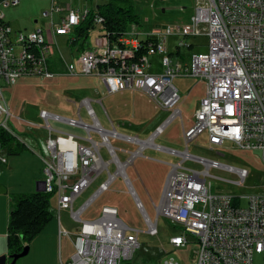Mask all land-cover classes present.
I'll return each instance as SVG.
<instances>
[{
  "label": "built area",
  "instance_id": "2783aa9c",
  "mask_svg": "<svg viewBox=\"0 0 264 264\" xmlns=\"http://www.w3.org/2000/svg\"><path fill=\"white\" fill-rule=\"evenodd\" d=\"M20 1L0 0V8L16 6ZM58 1L49 0V9L41 13L50 21L49 35L41 28L13 30L0 12V129L15 135L8 123L12 119L28 127L35 126L15 117L3 96L4 88L15 85L21 77L94 76L108 94L137 92L147 97L155 108L169 110L170 115L152 134L179 118L185 144L182 150L154 144L155 149L178 156L179 160L170 164L160 201L154 205L157 216L152 220L125 172L132 159L149 147L144 144L140 148L138 143L146 139L119 133L115 127L104 128L88 98L82 99L80 105L91 122L84 121L80 115L73 118L41 110L39 117L46 131L45 154L40 156L43 187L55 199L59 235L67 236L74 248L70 259L61 264H127L140 247L139 230L124 222L114 205L101 206L95 218H83L117 176L127 184L149 235L158 234V216L162 215L178 228L168 238L171 246L184 247L190 239L198 245L194 264H264V189L249 196L213 192L208 179L210 169L236 173L241 180L248 171L193 154L188 147L190 142L205 135L210 149L230 143L264 154V0H195L185 25H166L146 35L128 29L113 43L101 34L94 48L78 52L73 68L61 53L57 61L53 60V46L58 50L56 38L59 36L71 41L75 28L90 9L63 10ZM59 12L62 14L54 20V14ZM93 24L101 30L102 17L95 14ZM198 35L206 38L205 50L184 55L182 46L190 49L194 45L193 42L185 44L184 38ZM170 37H176L173 51L169 50ZM141 48L144 51L138 55ZM152 56L159 57L160 69L155 70ZM176 77L198 78L205 84L188 126L183 124L181 110L175 107L180 99L174 84ZM51 120L82 129L86 136L54 127ZM112 138L136 144L138 149L121 160L117 150L123 153L128 150L114 146ZM102 147L110 156L108 160L101 154ZM2 151L0 141L1 164L6 162ZM111 164L114 172L109 171ZM104 171L108 178L74 208L76 200ZM234 184L240 185L242 181ZM64 210L78 224L72 237L61 222ZM162 264L178 262L166 258Z\"/></svg>",
  "mask_w": 264,
  "mask_h": 264
},
{
  "label": "rangeland",
  "instance_id": "374dc122",
  "mask_svg": "<svg viewBox=\"0 0 264 264\" xmlns=\"http://www.w3.org/2000/svg\"><path fill=\"white\" fill-rule=\"evenodd\" d=\"M134 12L140 18L138 25H132L134 30L146 35L151 32L164 29L166 25L180 26L188 23L193 12L195 0H133ZM93 2L84 0H73L70 4L74 7L80 5L90 6ZM46 0H21L16 6L1 7L0 12L5 19L11 22L18 29H30L37 26L49 35L50 21L41 17L42 11L48 10ZM34 20L37 22L34 23ZM12 26V27H13ZM102 34L99 26L91 29L84 43L86 48H94L96 40ZM75 35V32H73ZM176 37H170L174 40ZM185 44L194 43L192 48L182 46L181 52L188 56L191 52L205 50L206 38L198 35L184 38ZM50 43H53L50 41ZM58 47L64 56V60L72 68L75 66V48L79 44L71 45L63 38L57 39ZM55 57H58L57 47ZM157 56L151 60L155 70L159 69ZM174 84L178 88L180 99L175 107L179 108L183 116V124L189 125L193 120L198 101L204 94L205 84L203 80L190 77H176ZM4 99L10 112L16 117L33 123L35 126L26 127L18 121H9V125L17 138L24 142L28 149L18 155L4 154L6 164L0 167V185L11 183L13 187L27 190L30 183L29 177L39 172L44 178L43 164L40 156L44 155L43 139L46 131L42 129L43 120L39 117L41 110H47L66 117L78 118V115L86 122L91 119L86 114L80 102L84 98L90 99L96 116L104 128L115 127L119 133L137 136L140 139H147L169 115V110H162L154 107V104L147 97L128 91L124 93L108 94L104 85L94 76H66L57 75L53 78L42 76H24L11 87L3 90ZM54 127L71 132L79 136H86L82 129L71 127L66 124H58L51 120ZM93 137L99 136L93 133ZM116 147H123L128 153L119 152L118 157L125 160L130 153L137 148L136 144H125L120 140L111 139ZM154 143L177 150L185 148L182 138V125L179 118L172 119L163 131L154 138ZM189 151L193 154L207 158H214L223 164L236 168H244L248 171L244 180L236 173L224 169L212 168L209 170L212 191L224 194L249 196L259 193L264 189V154L257 150H243L225 143L223 147L210 149L206 143L205 135H201L196 141L188 144ZM141 155H136L125 169L126 175L134 189L137 197L143 204L145 211L152 220L156 219L157 213L154 205L160 201L166 176L172 163L179 160L178 156L160 151L154 147H146ZM104 160L110 158L105 147L101 148ZM11 165L12 169L2 173L3 169ZM202 168L200 166H197ZM113 164L109 171L114 172ZM42 178V179H43ZM108 178L104 171L96 181L76 200L74 208L85 201L98 188L100 182ZM34 180L33 189L36 190ZM242 181L237 185L235 182ZM245 203V200L243 201ZM114 205L117 207L119 217L139 230L138 241L140 247L136 249L128 264H162L164 259L173 258L178 264H194L198 245L190 239L184 247L175 248L168 243V238L178 231L176 224H172L164 216H158V234L149 235L147 225L141 213L136 208L135 200L130 194L127 184L121 176L115 177L108 189L103 191L91 204L83 218H95L101 206ZM55 199H50V210L52 220L45 226L43 231L31 240L28 253L17 259L14 264H61L70 259L74 248L67 236L58 233L57 212L55 210ZM61 222L64 228L69 230L71 237L76 232L78 224L74 223L68 210L61 212ZM6 264H9L7 262Z\"/></svg>",
  "mask_w": 264,
  "mask_h": 264
},
{
  "label": "trees",
  "instance_id": "16d2710c",
  "mask_svg": "<svg viewBox=\"0 0 264 264\" xmlns=\"http://www.w3.org/2000/svg\"><path fill=\"white\" fill-rule=\"evenodd\" d=\"M95 14L102 17L101 31L109 43L117 42L118 38L125 34L130 26L140 23L139 16L134 12L133 0H107L99 3L95 10L90 9L89 14L74 30L75 35L70 43L72 45L79 44V52L86 48L84 43L87 35L95 27L93 24ZM142 51L144 48H141L137 54H141ZM0 141L2 150L7 155H18L28 149L24 142L3 129H0ZM51 197L52 193L44 190L10 195L6 229L8 255L21 252L52 220Z\"/></svg>",
  "mask_w": 264,
  "mask_h": 264
},
{
  "label": "crops",
  "instance_id": "0c3cea01",
  "mask_svg": "<svg viewBox=\"0 0 264 264\" xmlns=\"http://www.w3.org/2000/svg\"><path fill=\"white\" fill-rule=\"evenodd\" d=\"M49 4H48V7H50V2H49V0H46ZM73 0H59L58 1V4L61 6V8L63 9V10H65V9H67V8H69V7H71V8H75V9H82V8H88V9H91V10H95L96 9V6H97V4H99V3H102V1H100V0H89V1H92L93 3L90 5V6H88V5H82V6H80V5H78V6H76V7H74V6H72L70 3L72 2ZM78 1H80V0H78ZM85 2H87L88 0H84ZM43 12V11H42ZM62 13H55L54 14V20H56V19H58L59 17H60V15H61ZM63 14H64V12H63ZM41 17L42 18H45V17H43L42 15H41ZM46 19H48V18H46ZM4 20L12 27L13 26V24H11V22H9L8 20H6L5 19V16H4ZM49 20V19H48ZM37 21L36 20H34V23H36ZM34 28H39V27H35V26H33L32 28H30V29H18V28H16L15 26H13L12 27V29L13 30H33ZM129 29H131L132 31L134 30L131 26L129 27ZM135 31H137V30H135ZM137 32H139V31H137ZM140 35H142V34H140ZM142 37V36H141ZM58 38H63L64 39V41H66V42H68L69 44H71L70 43V40L67 38V37H64V36H59V37H57L56 38V43H57V39ZM175 39L174 40H169V50H171V51H173V50H175V47H174V45H175ZM72 45V44H71ZM57 46H58V43H57ZM58 57H55V54H56V50H54V52H53V55H52V58H53V60H55V61H57V59L59 58V55H60V53L62 54V52L60 51V49H59V47H58ZM78 47L77 48H75V55H77L78 54ZM62 56H63V54H62ZM63 58H64V56H63ZM157 60H159V58H157ZM153 63V62H152ZM62 65V64H61ZM154 65V64H153ZM63 66V65H62ZM159 69H160V67H159ZM158 70V69H157ZM97 80H98V78H97ZM126 92V91H125ZM128 92H130V93H133V92H131V91H128ZM121 93H124V92H121ZM20 125H22V124H20ZM24 125V124H23ZM24 126H26V125H24ZM26 127H28V126H26ZM45 137H46V133H45ZM45 137H44V139H45ZM44 139H43V144L42 145H44ZM44 148V147H43ZM7 163V160H6V162L5 163H3V164H6ZM2 165V164H1ZM12 169V167H11V165H7V167H5L4 169H3V171H2V173H5L6 171H8V170H11ZM43 176L39 173V172H37V173H34L33 175H31L30 177H29V184L27 185V188H29V189H27V190H22V189H18V188H16V187H13L12 186V184L11 183H4V184H1L0 185V256L1 255H8V252H7V246H6V229H7V220H8V212H9V201H10V195L12 194V193H22V192H32V191H34L35 189H33V182H34V180H38L37 182H36V187H41V184L39 183L40 181H42L43 179ZM43 231V230H42ZM41 231V232H42ZM40 232V233H41ZM39 233V234H40ZM7 262H9V259H8V261Z\"/></svg>",
  "mask_w": 264,
  "mask_h": 264
},
{
  "label": "water",
  "instance_id": "95a60500",
  "mask_svg": "<svg viewBox=\"0 0 264 264\" xmlns=\"http://www.w3.org/2000/svg\"><path fill=\"white\" fill-rule=\"evenodd\" d=\"M41 184V187H36V190H44L43 184L44 181L39 182ZM29 251V245H26L21 252L18 254H13V255H1L0 256V264H6L8 259L11 258V261H9V264H14L17 259L25 256Z\"/></svg>",
  "mask_w": 264,
  "mask_h": 264
},
{
  "label": "bare ground",
  "instance_id": "6f19581e",
  "mask_svg": "<svg viewBox=\"0 0 264 264\" xmlns=\"http://www.w3.org/2000/svg\"><path fill=\"white\" fill-rule=\"evenodd\" d=\"M161 129H162V131H163L164 128H160L159 132H157L156 134H152L151 136H149V138L146 139V141L138 142L139 145H140V148H141V146H143L144 144H146V145H148V146H150V147H154V144H155V143H154V138L162 132Z\"/></svg>",
  "mask_w": 264,
  "mask_h": 264
}]
</instances>
